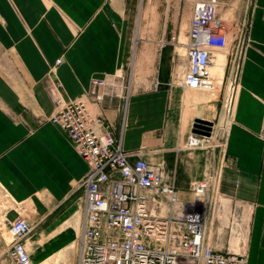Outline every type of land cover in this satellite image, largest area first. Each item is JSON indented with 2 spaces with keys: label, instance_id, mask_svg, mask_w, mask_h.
I'll return each mask as SVG.
<instances>
[{
  "label": "crops",
  "instance_id": "crops-1",
  "mask_svg": "<svg viewBox=\"0 0 264 264\" xmlns=\"http://www.w3.org/2000/svg\"><path fill=\"white\" fill-rule=\"evenodd\" d=\"M228 1L220 0V9ZM140 2L0 0V189L14 206L1 218L0 229L18 217L20 207L31 233L47 227L26 241L33 264L77 263V255L70 263L68 256L58 262L57 257L75 241L74 229L82 231L81 182L89 166L50 122L51 85L57 80L66 99H80L89 95L92 80H106L107 94L92 109L108 120L116 143L136 155L130 161L142 158L160 166L165 182L182 200L190 198L191 187L212 166H221L219 189L231 202L230 225L220 228L209 220V238L217 250L236 249L239 241L228 231L232 219L240 221L246 244L239 251L247 255V264H264V0L252 2L242 24L232 19L237 29L219 12L230 51L237 33H245L238 89L229 111L222 109L230 55L224 86L215 96L176 85L173 70L185 60L177 56L185 52L186 36L180 37L173 23L142 26V9L136 26ZM197 119L217 126L225 121L223 146L187 147ZM8 249L0 241V264H12Z\"/></svg>",
  "mask_w": 264,
  "mask_h": 264
},
{
  "label": "built area",
  "instance_id": "built-area-1",
  "mask_svg": "<svg viewBox=\"0 0 264 264\" xmlns=\"http://www.w3.org/2000/svg\"><path fill=\"white\" fill-rule=\"evenodd\" d=\"M191 1L185 60L176 62L173 83L216 93L224 77L220 84L210 73L214 52L228 50L232 68L224 86L222 110H232L245 33H237L236 47L230 51L228 37L222 33L226 21L219 14L220 0ZM107 84L92 80L89 95L80 99H66L57 80L51 85L54 114L50 122L66 134L89 166L81 184L85 195L76 264H247L244 254L217 250L207 232L213 210L209 195L213 198L220 193L221 166H212L208 176L191 187L192 198L182 200L176 188L165 182L160 166L142 158L130 161L136 155L116 143L108 120L92 109L93 103L104 100ZM223 123H214L209 135L191 133L187 147L220 148ZM7 222L9 260L33 264L26 244L32 232L27 218L20 214Z\"/></svg>",
  "mask_w": 264,
  "mask_h": 264
},
{
  "label": "rangeland",
  "instance_id": "rangeland-1",
  "mask_svg": "<svg viewBox=\"0 0 264 264\" xmlns=\"http://www.w3.org/2000/svg\"><path fill=\"white\" fill-rule=\"evenodd\" d=\"M147 1L148 0H141L140 5H139V9H138V13L135 17V25L136 26L138 25V21L140 20V14H141L140 10L142 9L143 10V19L141 20L142 26H150V27H153V29H155L156 27H160V26H164V25L173 23V25L178 26V29H179L178 32H181V34L179 35L180 37H181L182 33L185 34L186 43H187L188 34L186 35L185 29L188 28V22L191 21V17H192V5H191V3H192V1L191 0H170V1H168V0H150L149 1L150 3ZM253 1L254 0H229L228 5H222L221 9H219L220 10L219 12H221L222 16L229 22L230 27L232 26V28L237 29L235 22L241 21V24H242L243 21L245 20V18H247V16L249 17L250 11L252 9L251 5H252ZM145 11L148 12V15L145 14ZM232 19H235V22H233ZM248 26L249 25H247V27ZM189 27H190V22H189ZM186 43H184V45H183L185 47V52H186V46H185ZM185 52L183 54H180L178 52L179 55L182 57L177 56V58H179V59L184 58L183 56L185 55ZM222 53L223 54L225 53L226 55L219 57L218 55H221ZM222 53L219 52L218 54H215L213 57V59H215V64L219 67L218 69L222 70V71H220L221 75H218V73L216 71L218 69L215 67H212V69L210 70V73L212 76H214L217 79H220V84H221V81L224 77V69H225V66L227 63V58L229 56L228 51H225ZM219 91H217L216 93H213L214 96ZM234 97H235V95H233L232 104L234 101ZM223 120H225V118H223ZM224 123H225V121H224ZM224 123H223V126H224ZM81 184H82V182H81ZM219 191H220V189H219ZM191 198H192V194L190 195V198L187 200H190ZM213 198L209 195V199L211 200L212 209H213L212 215H211V223H214V221H215L216 224L220 228H221L220 224H222V223H225V226H229L230 225L229 219L231 217V202L229 200H227L226 198H224L221 195V193L214 194ZM81 203H82V200L79 204L80 207H81ZM10 207H14V206L11 204L10 199L6 197V194L0 189V220H1V218H4L5 212ZM16 213H18V215L19 214L24 215L25 210H23L19 207L18 210H16ZM79 216H80V224H79V229H80L81 228L80 225L81 224L83 225V219H82L83 217L81 218V216H83L82 207H81ZM76 217H78V215ZM242 220H243V218H242ZM217 222H220V223H217ZM232 222L234 223L233 219H232ZM76 226H77V224H75V227ZM231 226H232V230H230V231H232V233H230V231H228L229 235L233 236V238H236L239 241V246L236 247V249L232 248L231 251L238 253V254L246 255L245 252H240V251L245 250L246 227L245 226L242 227L240 221H235V223L232 224ZM45 228H47V227L46 226L35 227L33 233H31V234L34 235L38 231L43 230ZM5 230L0 229V241L4 244H6V243L10 244V241H11L10 233H8V231H5ZM74 231H75V241H73L69 247H67L66 249H64V251H62L60 253V255L57 257L58 258L57 262L60 261V258H64V257L67 258L66 256H68L69 263L71 260L75 259L78 240L81 236V233H79V231H76L75 229H74ZM239 249H240V251H239ZM66 254H68V255H66ZM246 257H247V255H246ZM59 264H60V262H59ZM61 264H63V263H61Z\"/></svg>",
  "mask_w": 264,
  "mask_h": 264
},
{
  "label": "water",
  "instance_id": "water-1",
  "mask_svg": "<svg viewBox=\"0 0 264 264\" xmlns=\"http://www.w3.org/2000/svg\"><path fill=\"white\" fill-rule=\"evenodd\" d=\"M213 123L197 119L194 124V133L209 135Z\"/></svg>",
  "mask_w": 264,
  "mask_h": 264
},
{
  "label": "bare ground",
  "instance_id": "bare-ground-1",
  "mask_svg": "<svg viewBox=\"0 0 264 264\" xmlns=\"http://www.w3.org/2000/svg\"><path fill=\"white\" fill-rule=\"evenodd\" d=\"M184 50H185V47H184ZM226 51H228V50H226ZM224 55H226L225 53L223 54H221V55H218L219 57H222V56H224ZM214 57V56H213ZM217 65L215 64V59H213V64L211 65V67H210V70L212 69V67H215V68H219L218 66L216 67ZM217 71V73H218V75H221L220 74V71H222L221 69L219 70H216ZM7 229V228H6ZM8 231V230H7ZM9 232V231H8ZM82 232V231H81Z\"/></svg>",
  "mask_w": 264,
  "mask_h": 264
}]
</instances>
